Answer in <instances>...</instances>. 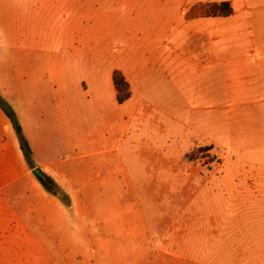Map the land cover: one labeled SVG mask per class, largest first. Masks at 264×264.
I'll return each instance as SVG.
<instances>
[{
    "label": "crops",
    "instance_id": "obj_1",
    "mask_svg": "<svg viewBox=\"0 0 264 264\" xmlns=\"http://www.w3.org/2000/svg\"><path fill=\"white\" fill-rule=\"evenodd\" d=\"M165 1V5L152 7L154 16L147 17L148 8L142 7L132 18L129 26L146 33L139 39V46L148 51L129 53L123 65L117 66L106 55L45 57L43 70H24L18 75L17 85L0 90L15 112L31 151L29 163L0 106V264H85L83 256L70 260V254L83 255V247L69 245L65 238L83 236L88 221L97 237H114L117 225L120 233L128 235V220L117 218L113 212L117 199L114 190L116 184L124 190L135 189L137 181L126 155L117 152V143L133 125L136 129L132 131H137L146 122L163 127L164 118L172 125L179 122L174 116L180 110L178 59L173 53L159 55L148 48L159 45L165 51L158 40L163 32L158 31L186 28L192 36L187 45L202 46L203 52L208 53L204 59L202 52L185 57V70H197L199 82L198 87L188 91L191 109L239 111L264 104V0ZM221 1L230 2V15L186 17L195 4ZM130 2L126 0L127 5ZM173 3L177 8L169 7ZM242 21L249 24V37L243 36L239 28ZM209 30L215 33L213 37ZM178 35L171 39L167 34L168 47L174 53H179ZM68 62L79 66L70 69ZM114 70H120L129 84L130 96L122 103L116 99ZM247 81L251 82V96L242 87ZM150 91L156 94V104L146 98ZM256 91L260 93L257 95ZM198 119L199 123L203 120L205 133L210 121L217 127V118L205 115ZM218 119L224 123V117ZM263 134L252 139L260 142ZM203 137L189 145L183 159L195 147L212 153V139ZM138 140L141 157L158 148L150 139ZM253 156L258 162L251 171L232 168L224 175L221 204L230 197L239 207L259 202L264 191V144L255 146ZM30 166L39 167L49 176L67 194L69 203L47 193ZM193 173H197L194 168ZM228 190L232 192L228 194ZM245 220L254 221V216L241 217L239 228ZM251 227L222 233L226 239L220 252L222 261L264 264V231H254L253 224ZM57 254L64 255V261L60 263Z\"/></svg>",
    "mask_w": 264,
    "mask_h": 264
},
{
    "label": "rangeland",
    "instance_id": "obj_2",
    "mask_svg": "<svg viewBox=\"0 0 264 264\" xmlns=\"http://www.w3.org/2000/svg\"><path fill=\"white\" fill-rule=\"evenodd\" d=\"M162 2L131 0L127 5L126 0H0V90L17 85L18 75L24 70H43L45 57L106 55L117 66L123 65L129 53L148 51L139 46V39L146 33L129 26L134 21L132 18L142 7L148 8L147 17L154 16L152 7L165 5L166 1ZM171 6L177 8L174 3ZM172 8L170 14L174 11ZM83 21L88 24L81 25ZM239 25L243 36L249 37V24L242 21ZM210 30L213 37L215 33ZM158 32H163L158 40L162 41L165 51L159 45L148 48L159 55L173 53L178 59L180 110L174 116L179 122L172 125L164 118L163 127L146 122L137 131H132L136 129L133 125L117 143V152L126 155L137 181L135 189L124 190L116 184L114 190L117 199L113 212L117 218L128 220V235L120 233L117 225L114 237H97L88 221L83 236L72 239L66 235L65 241L81 246L80 249L83 247L84 253L70 254V260L83 256L85 264L89 261L96 264H194L193 261L227 264L220 253L226 240L222 238L223 232L238 229L243 216H254V221L245 220L239 229H251L253 224L254 231H264V191L259 202L242 207L233 197L222 200L221 204L219 195L221 186L224 188L222 178L230 169L242 168L248 172L257 166L258 158L253 156V151L255 146L264 144V134L259 137L260 142L252 137L264 133V104L239 111L191 109L188 91L198 87L199 82L197 70H185L188 64L185 57L202 52L204 59L208 53L203 52L202 46L187 45L192 36L186 28ZM167 34L171 39L179 34V53L168 47ZM78 64L68 62L66 66L75 70ZM242 87L251 96V82L243 83ZM155 96L153 91L146 94L153 104H156ZM0 97L4 99L1 93ZM205 115L217 118V127L210 121L206 133L203 120L199 123L198 119ZM219 117H224V123L219 122ZM204 135L213 141L212 153L204 147H195L183 159L189 145L202 141ZM139 138L154 141L158 148L150 151L148 146L150 152L141 157ZM59 199L69 203L64 191ZM56 257L60 263L64 261V255Z\"/></svg>",
    "mask_w": 264,
    "mask_h": 264
},
{
    "label": "trees",
    "instance_id": "obj_3",
    "mask_svg": "<svg viewBox=\"0 0 264 264\" xmlns=\"http://www.w3.org/2000/svg\"><path fill=\"white\" fill-rule=\"evenodd\" d=\"M232 12V7L229 1L213 2V3H198L193 5L186 13V17L197 16H228ZM112 81L116 90V99L118 103L124 102L130 96L129 84L126 81L124 75L120 70H114L112 73ZM0 106L9 117L15 132L19 138V143L25 160L30 163L31 151L27 140L25 139L21 125L19 124L15 112L7 104V102L0 97ZM32 169L33 166H30ZM45 175V174H44ZM42 187L46 192L60 198L61 189H59L56 183L47 175L44 180L40 181Z\"/></svg>",
    "mask_w": 264,
    "mask_h": 264
},
{
    "label": "water",
    "instance_id": "obj_4",
    "mask_svg": "<svg viewBox=\"0 0 264 264\" xmlns=\"http://www.w3.org/2000/svg\"><path fill=\"white\" fill-rule=\"evenodd\" d=\"M32 173L35 175V177L39 180V181H43L44 180V173L40 170L39 167H35L32 169Z\"/></svg>",
    "mask_w": 264,
    "mask_h": 264
}]
</instances>
